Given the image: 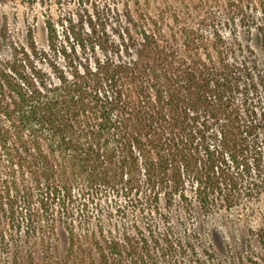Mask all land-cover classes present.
I'll use <instances>...</instances> for the list:
<instances>
[{
  "label": "trees",
  "instance_id": "trees-1",
  "mask_svg": "<svg viewBox=\"0 0 264 264\" xmlns=\"http://www.w3.org/2000/svg\"><path fill=\"white\" fill-rule=\"evenodd\" d=\"M76 6L61 35L45 19V48L28 28L0 54V264H58L37 248L109 191L152 211L187 199L186 175L203 208L209 192L229 205L264 185V82L211 9L165 30L129 0ZM224 7L226 22L246 18L240 0Z\"/></svg>",
  "mask_w": 264,
  "mask_h": 264
},
{
  "label": "rangeland",
  "instance_id": "rangeland-1",
  "mask_svg": "<svg viewBox=\"0 0 264 264\" xmlns=\"http://www.w3.org/2000/svg\"><path fill=\"white\" fill-rule=\"evenodd\" d=\"M122 1L105 0L117 8ZM129 1L132 11L158 15L165 30L181 22L193 24L211 9L216 20L213 29L226 43L246 51L238 59L247 58V64L255 67L254 83L264 82V0H240L246 18L242 23L236 18L233 24L225 21L227 0H215L218 5L214 1L211 8V0L206 5L201 0ZM80 15L76 0H0V54L7 53L9 42L25 43L28 28L36 45L45 48L47 17L61 35L60 20L71 16L76 22ZM204 33L210 35L212 28ZM257 89L255 99L259 98L264 114V87L258 84ZM183 180L187 199L175 196L169 206L161 200L152 211L109 191L108 198L88 204L86 221L75 219L73 233L60 224L42 255L37 248V259L44 256L58 264H264V185L248 194L241 188L229 205L217 190L209 192L213 200L203 208L191 179L186 175Z\"/></svg>",
  "mask_w": 264,
  "mask_h": 264
}]
</instances>
